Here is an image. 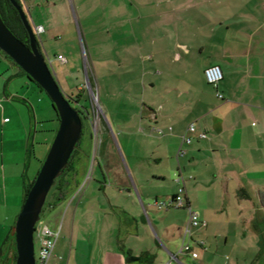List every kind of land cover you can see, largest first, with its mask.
<instances>
[{
	"label": "crops",
	"instance_id": "obj_1",
	"mask_svg": "<svg viewBox=\"0 0 264 264\" xmlns=\"http://www.w3.org/2000/svg\"><path fill=\"white\" fill-rule=\"evenodd\" d=\"M26 1L22 0V7ZM204 2L222 3L221 13L197 12L198 5ZM190 6L195 11L190 15L189 26L175 30L172 40L166 31L151 32L148 38L147 33L142 34L143 44L137 45L141 53L132 62L141 65L142 77L133 82L129 93L136 99L142 92L147 96L146 103L143 102L142 111H127L123 119L117 111H106L125 160L118 156L117 147L111 145L116 158L101 155L96 163L104 179L110 175L117 184L106 189L104 181L100 184V197L99 194L85 199L82 196L77 206L67 207L64 235L60 242L56 240L48 264H154L165 254L169 259L165 264H172L175 256H179L169 247L176 237L171 231L176 228L172 222L153 220L152 230L163 238L165 245L150 247L151 237L140 214L142 226L132 215L123 218L120 224L116 221L115 215L120 218L119 210H127L113 205L111 199L124 195L125 189L120 186L127 187L128 178L142 199L154 195V207L156 201H171L183 187L185 202L180 208L187 211L188 207L195 211L196 197L204 193L227 195L232 190L240 198L253 190L264 189L256 183L264 178V0H196ZM168 41H173V49L167 48ZM212 65H218L223 73L217 88L204 77V70ZM32 84L0 50V181L6 174L7 148L19 140L22 161H11L10 166L20 165L23 190L25 182L36 174L46 157L51 135L55 133V129L44 126L38 131L39 123L56 119L48 118V111L47 118H40V113L35 111V99L41 102L42 97L38 87ZM138 84L140 90L136 88ZM20 106L29 110L23 111ZM192 123L195 132L188 131ZM200 133H205L206 138H201ZM183 137L190 138V142L185 143ZM28 166L34 169L31 176ZM179 177L183 180L178 181ZM127 193L132 196L128 190ZM157 193L165 198L159 200ZM71 196L70 192L65 194L67 199ZM200 204L205 209L208 206L206 199ZM171 208L176 207L157 209ZM19 210L20 206L8 210L6 192L0 182V231L4 222L16 220ZM110 210L113 215L109 214ZM239 214L238 207L240 218ZM76 215L79 229L75 226ZM204 221L206 226L194 230L203 231L208 225ZM123 229L127 238H120ZM183 229L174 230L179 232L181 245ZM194 230L190 244L197 257L192 259H198L197 247L207 252L208 241L207 238L195 240ZM241 236L246 240V234ZM223 237L226 246L228 237ZM129 255L142 259L128 261ZM239 259L236 264L240 263ZM177 263L182 264L179 259ZM200 263L207 264L204 260ZM263 263L264 256L259 250L251 264Z\"/></svg>",
	"mask_w": 264,
	"mask_h": 264
},
{
	"label": "rangeland",
	"instance_id": "obj_2",
	"mask_svg": "<svg viewBox=\"0 0 264 264\" xmlns=\"http://www.w3.org/2000/svg\"><path fill=\"white\" fill-rule=\"evenodd\" d=\"M194 1L196 0H27L26 5H23L31 26L43 28V31H39L36 35L37 41L63 94L69 100H78V102L71 101V104L81 111L82 135L76 146L77 151L71 158V168L66 170L63 176V181H67L64 189L72 196L70 199L65 197L64 200L57 201L56 190L52 189L48 193L37 223L47 226L54 233L60 232L61 229L57 238L59 242L62 240L64 227L68 221V215L65 217L67 207L77 206L82 196L85 199L101 193L100 184L104 181L107 184L106 189H112L115 187L113 185L117 184L110 175H106L104 179L101 171L96 168V163L101 155L116 158L111 145L117 147L118 156L125 160L106 111H117L119 118L123 119L126 118L127 111H142V104L146 103L147 96L145 97L142 92L136 99L129 93V87L133 86V82L139 81L142 77L141 65L133 64L135 56L141 53L137 51V45L143 44L142 34L147 33L148 38L151 32L158 34L160 31H166L169 35L168 39L172 40L175 30L189 26L190 15L195 11L190 5ZM196 11L209 14L221 13L222 3L208 5L204 2L198 5ZM139 39L140 43L137 42ZM173 46V41H168L167 48L173 49ZM59 54L66 59L65 62L58 59ZM86 75L90 77L88 80L91 89L87 84ZM32 85L36 88L35 84ZM136 88L140 90L139 84ZM92 91L94 95H91ZM39 93L42 101L37 102L35 99V111L40 113V118H47L46 111H48V118L56 119V112L49 97L44 91L39 90ZM70 95L73 97L69 98ZM92 96L97 98L95 111L91 103ZM20 107L23 111L29 110L27 106ZM41 126L53 130L57 126V121L39 123L38 131H41ZM16 136L19 137V134L17 133ZM54 136L51 135L50 145ZM9 146L5 155L6 174L0 182L2 190L6 192L8 210L15 206H20L21 210L23 195L21 168L20 165L10 166L11 161L16 163L22 161L19 140ZM33 162L34 158L32 165ZM123 163L126 166L125 161ZM33 170L28 166L29 176L32 175ZM256 183L264 187V178L257 180ZM133 186V181L128 178L127 187L120 186L125 189L124 195L111 199L113 205L123 206L127 210V212L119 210L120 218L115 215V219L119 223L123 218L125 220L127 216L132 215L134 221L141 225L138 216L140 214L146 225V233L151 237L149 246L161 247L165 243L163 238L152 230L155 225L153 220L158 218L169 220L168 222H172L176 228H184L188 211L185 208L158 210L153 204L154 195L148 200L142 199ZM127 190L132 196H128ZM248 194L247 197L239 198L234 191L229 190L227 195L214 196L211 192L196 197L198 202L193 204V209L199 217L207 221L208 225L203 231L194 230L193 238L197 237L195 239L197 241L200 238H207V252L197 247L200 253L198 259L178 254L182 264H201L202 260L207 264H236L238 258H240L239 264H251L259 250L264 256V189L253 190ZM157 197L159 200L165 198L161 193H157ZM205 199L208 202L206 209L200 204ZM142 207L147 211H143ZM238 207L240 218L237 215ZM112 213L113 210H110L109 214L113 215ZM78 223L76 215L77 229H79ZM14 224V220L6 221L0 231V246L3 247L4 252L8 248L6 259H0V263L3 260V264H15L13 259L16 250L15 241L11 237L6 240L9 227H14ZM176 228H171L176 237L169 246L174 254L178 253L181 245L179 232L174 231ZM125 230L121 231L120 238H127ZM242 234H246V240L242 238ZM223 236L228 237L226 246L223 243ZM154 241L157 244H154ZM141 245L142 248H147L145 244ZM126 246L130 245L126 243ZM38 248V241L34 239L36 254ZM167 261L169 259L166 254L160 255L154 264H165ZM172 264L178 263L173 260Z\"/></svg>",
	"mask_w": 264,
	"mask_h": 264
},
{
	"label": "water",
	"instance_id": "obj_3",
	"mask_svg": "<svg viewBox=\"0 0 264 264\" xmlns=\"http://www.w3.org/2000/svg\"><path fill=\"white\" fill-rule=\"evenodd\" d=\"M17 9L29 36L26 45L16 38L0 17V50L25 72L51 100L59 117V125L46 157L30 187L14 224L16 249L15 264H35L34 230L50 189L63 174L76 149L82 132L78 110L63 94L54 74L37 45L34 28L16 0H10ZM87 77V84H91ZM178 262V256L173 259ZM264 264V263H263Z\"/></svg>",
	"mask_w": 264,
	"mask_h": 264
},
{
	"label": "built area",
	"instance_id": "obj_4",
	"mask_svg": "<svg viewBox=\"0 0 264 264\" xmlns=\"http://www.w3.org/2000/svg\"><path fill=\"white\" fill-rule=\"evenodd\" d=\"M34 30H35V34L38 35L39 31H43V28L39 26V27H35ZM58 59L63 62L66 61V59L61 55H58ZM204 77L208 84L217 88L218 84L223 78V73H222L221 68L218 65H212V66L207 67L204 70ZM91 95H94L93 91L91 92ZM217 96L222 98V95L219 92H217ZM91 103H92L93 110L95 111V103H97V98L92 96ZM188 131L195 132V125L193 123L189 125ZM200 137L206 138V134L200 133ZM183 141L185 143H189L190 138L183 137ZM181 152L182 151L180 150V153ZM177 180L181 181L183 180V178L179 177ZM183 194H184V188L180 187L177 191V194L172 198L171 201L169 202L156 201L155 205L158 209H164V208H169V207L180 208L184 205V202H185ZM204 226H206V222L199 217V214L197 212L193 211L190 207H188V219L183 229L184 240L178 252L179 254L187 255L190 258L197 257V252L193 251L192 245L190 244V238L192 235V231L194 229L204 227ZM58 236H59V231L58 233H54L47 226L40 224V223L36 224L35 230H34V239L38 241L39 248H38L37 254L35 253V264H48L49 263L50 258L52 257V252H53ZM167 264H170V263H167Z\"/></svg>",
	"mask_w": 264,
	"mask_h": 264
},
{
	"label": "trees",
	"instance_id": "obj_5",
	"mask_svg": "<svg viewBox=\"0 0 264 264\" xmlns=\"http://www.w3.org/2000/svg\"><path fill=\"white\" fill-rule=\"evenodd\" d=\"M20 5H22V0H16ZM0 17L2 19V21L4 22V24L7 26V28L13 33V35L18 38L21 42H23L24 44L28 45L29 44V36H28V33L26 31V28L20 18V15L17 11V9L13 6V4L10 2V0H0ZM37 45H38V48L40 49L41 51V47L39 45V42H37ZM8 57V56H7ZM10 58V57H8ZM47 62V61H46ZM22 73L24 74V76L30 80L31 82H33L40 91L43 92V90L41 89V87L39 85H37V83H35L25 72L22 71ZM89 80H90V77H88ZM69 98L73 97L72 95L68 96ZM51 101V100H50ZM75 102H78V100H74ZM51 105L54 109V111L56 112V121H57V126L55 128V133L57 131V128H58V125H59V117H58V114H57V111L56 109L54 108L52 102H51ZM76 109V108H75ZM77 110V109H76ZM78 112L80 113V111L78 110ZM83 128V127H82ZM54 133V135H55ZM82 134V132H81ZM76 149L74 150L71 158L73 157V155L76 153ZM71 158L69 160V163H68V166L67 168L65 169V171L63 172V174L57 179V181L55 182L54 186L50 189V191L52 189H55L56 192H55V197L57 198V201L63 199L65 197V194L68 192L66 189V185H67V181H63V176L66 172V170L70 169L71 168ZM45 159V158H44ZM44 161V160H43ZM43 161L40 162V165L38 167V170L36 172V174L28 179L25 184H24V190H23V195H22V204L25 200V197L30 189V187L32 186L34 180H35V177L43 163ZM65 187V189H64ZM49 191V192H50ZM10 230L8 232V235L6 237V240L11 239L14 240V231H13V226H10L9 227ZM7 253H8V248L5 250V252L3 251V247L0 246V259L1 258H5L7 257ZM13 259L15 260L16 259V250L14 251V255H13ZM142 259V256H139V257H133L131 255H129V257H127V260L128 261H132V260H141ZM2 263L0 264H3V260L1 261Z\"/></svg>",
	"mask_w": 264,
	"mask_h": 264
},
{
	"label": "flooded vegetation",
	"instance_id": "obj_6",
	"mask_svg": "<svg viewBox=\"0 0 264 264\" xmlns=\"http://www.w3.org/2000/svg\"><path fill=\"white\" fill-rule=\"evenodd\" d=\"M70 101V104H71V101L73 102L74 100H69ZM72 105V104H71ZM80 111V110H79ZM80 114H81V111H80ZM83 129V128H82ZM82 135V134H81Z\"/></svg>",
	"mask_w": 264,
	"mask_h": 264
}]
</instances>
